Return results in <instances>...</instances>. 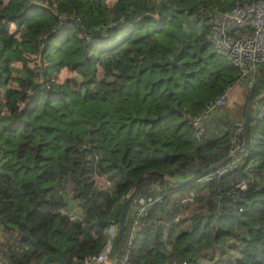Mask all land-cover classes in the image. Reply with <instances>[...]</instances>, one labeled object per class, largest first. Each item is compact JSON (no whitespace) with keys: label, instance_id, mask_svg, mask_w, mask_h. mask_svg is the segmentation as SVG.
I'll list each match as a JSON object with an SVG mask.
<instances>
[{"label":"trees","instance_id":"trees-1","mask_svg":"<svg viewBox=\"0 0 264 264\" xmlns=\"http://www.w3.org/2000/svg\"><path fill=\"white\" fill-rule=\"evenodd\" d=\"M241 1L0 0V85L18 100L0 110V227L15 233L0 240V264H76L99 250L115 202L154 184L168 194L126 244L128 207L113 259L127 249L128 264H264V113L240 164L218 177L133 184L147 170L183 179L228 154L235 118L196 134L182 111L238 79L206 34L215 11ZM263 90L264 64L247 100ZM241 175L235 211L228 191Z\"/></svg>","mask_w":264,"mask_h":264},{"label":"built area","instance_id":"built-area-1","mask_svg":"<svg viewBox=\"0 0 264 264\" xmlns=\"http://www.w3.org/2000/svg\"><path fill=\"white\" fill-rule=\"evenodd\" d=\"M206 39L211 42L218 54L225 57L237 68L238 79L227 83L218 94L207 100L203 108L198 112L189 114L182 111L183 116L196 134L205 131L207 124L219 115L227 99H229L236 82L245 85L247 88L252 87L258 68L264 64V0H244L227 10L215 11L210 18ZM261 92L254 97H258ZM263 113L264 94L254 102L252 118L258 119ZM225 128L226 125H223V129ZM230 128L231 145L228 150L230 157L211 171L202 174L198 179L209 180L218 177L225 171L240 164L245 154L244 149L238 153H235V151L241 146L237 136L242 131V119H234ZM248 181V176L241 175L236 177L230 186L228 197L233 203L232 209L235 211L242 210L243 190L247 187ZM165 183L169 187L168 182L165 181ZM153 189L154 192L152 194L139 195L134 201L129 203L130 214L126 244L131 242L134 231L146 208L155 202H160L168 194L164 186L159 187L154 184ZM116 228V215L110 214L104 228V237L99 250L95 254L84 255L76 261V264H101L105 262ZM107 264H128L127 249L117 259H113L111 256Z\"/></svg>","mask_w":264,"mask_h":264},{"label":"water","instance_id":"water-1","mask_svg":"<svg viewBox=\"0 0 264 264\" xmlns=\"http://www.w3.org/2000/svg\"><path fill=\"white\" fill-rule=\"evenodd\" d=\"M264 94V90L261 92L260 95H258V97H253L252 99H250L249 101H247L244 110H243V115L241 116L240 114V118H242V141H241V146L235 151V153H238L239 151H241L242 149H244L246 147L247 144V140H248V127H249V123L252 119V111H253V105L254 102L262 95ZM176 109V106L170 107L168 109L167 112H171L173 110ZM231 112L234 113L233 109L230 110ZM230 157L229 154H227L225 157H223L222 159L215 161L213 163H211L210 165H208L207 167L203 168L202 170H200L199 172H196L188 177H185L183 179H175L169 175H167L164 172H160L158 170H147L142 172L141 174H139L136 179L133 181V184L138 183L145 175L147 174H151V173H156L161 175L165 181L168 182L169 186H176V185H181L184 184L188 181L191 180H196L198 179L202 174L211 171L212 169H214V167H216L217 165H219L220 163H223L224 161H226L228 158ZM132 196V190L125 193L122 197V201H121V206H120V210L118 213V218H117V228H116V232L115 235L111 241V245H110V250L108 252V255L106 257V261L102 262L101 264H107V262L110 261L111 256L114 252V249L117 245V242L119 241L122 232H123V228H124V223H125V218H126V212L127 209L129 207V203H130V199ZM51 259L57 260L58 262H60L61 264H70L68 263L63 257L61 256H57V255H53V254H47L45 255L41 260L39 264H46L47 262H49Z\"/></svg>","mask_w":264,"mask_h":264},{"label":"crops","instance_id":"crops-1","mask_svg":"<svg viewBox=\"0 0 264 264\" xmlns=\"http://www.w3.org/2000/svg\"><path fill=\"white\" fill-rule=\"evenodd\" d=\"M13 64H16V62H14ZM16 66H17V64H16ZM237 83H239V82H236V84ZM241 90L242 89H239V90L235 89V90L231 91L230 98H229L230 103L228 104L229 108L222 109L221 110L222 112L220 111L218 116L225 115V116H229L232 119L233 118H235V119L239 118L240 114L244 110V107L247 103L246 101H248L246 98V92L243 94ZM2 94H5V97L10 98L11 102L8 104V106L10 104H13V103H16V104L18 103V100L14 97L13 93L7 87V85L5 83L0 85V95H2ZM8 106L6 107V109L8 108ZM231 109H233L234 113L230 111ZM0 110H1V108H0ZM1 111H3V110H1ZM215 118H213V119H215ZM209 123L207 124V128L209 127ZM73 210H75V208ZM10 234L15 235V233L12 229L3 230L0 227V240L6 239L7 237H9Z\"/></svg>","mask_w":264,"mask_h":264},{"label":"rangeland","instance_id":"rangeland-1","mask_svg":"<svg viewBox=\"0 0 264 264\" xmlns=\"http://www.w3.org/2000/svg\"><path fill=\"white\" fill-rule=\"evenodd\" d=\"M111 1H113V0H105L106 3H110ZM29 57H31V56H29ZM29 61H30V64L33 65L34 62L36 61V59H30ZM11 66L14 68V67H16V64H11ZM12 70H14V69H12ZM71 75H74V73H71ZM71 75H70V76H71ZM235 89H237V90L242 89L241 91H242V93L244 94V93L246 92V90L249 89V88H247L245 85H242L241 83H237V84L234 86L233 90H235ZM233 90H232V91H233ZM229 98H230V96H229ZM10 102H11L10 98L5 97V94L0 95V108H1V110L5 111V110H6V107L8 106V104H9ZM229 103H230V102H229V99H227V102L225 103V105L223 106L222 109H227V108H229V107H228V104H229ZM225 118H227L226 121H230V118H229V117L225 116ZM149 194H151V193H149ZM149 194H146V195H149ZM146 195H144V196H146ZM121 199H122V198H121ZM120 201H121V200H120ZM120 201H116L115 204L113 205L114 208L112 209V212H114V213H113L114 215H117V213H118L119 210H120V206H121V205H119ZM113 214H112V215H113ZM109 216H110V215H109ZM109 216H108V218H109ZM108 218H107V219H108Z\"/></svg>","mask_w":264,"mask_h":264}]
</instances>
